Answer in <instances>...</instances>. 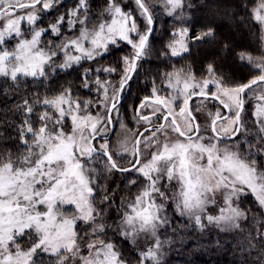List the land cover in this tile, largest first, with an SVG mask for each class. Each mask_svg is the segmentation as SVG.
<instances>
[{
  "label": "snow or ice",
  "instance_id": "snow-or-ice-1",
  "mask_svg": "<svg viewBox=\"0 0 264 264\" xmlns=\"http://www.w3.org/2000/svg\"><path fill=\"white\" fill-rule=\"evenodd\" d=\"M135 3L146 17L148 25H151L150 6L145 0H135ZM166 3L171 11L183 6V0H166ZM40 4L43 8H49L51 0H0V20L7 21L3 30H0V44L4 42L5 35L14 32L21 36V21L27 19L30 24L34 23L37 19L36 8ZM87 8L88 0H79L72 12V15H76L80 10L85 11L81 24H85L88 19ZM26 9V16L16 14L17 10ZM103 14H107L110 19L101 20L92 29L83 27L79 36L59 46L65 55V60L59 67H70L84 58L91 60L95 55L101 54L100 50L106 51L109 43L115 44L117 38L130 44L134 51L130 57L123 58L126 65L124 75L111 98L108 96L106 83L102 84L99 79L96 81L104 91L107 109V101L117 100L116 94L131 79L130 73L136 71L137 62L145 55L148 34L152 29L149 27L146 33L140 34L131 12H125L116 0H108ZM253 19L264 28V0H258L253 8ZM62 20L63 17L59 18L58 23ZM42 31H34L30 40L21 39L12 52L0 51V75H10L13 80L18 74L33 77L45 75L44 66L57 53L46 52L38 47ZM52 31L58 32V26L53 25ZM188 31L187 28L180 29L177 33L179 39L168 45L172 56H180L189 50ZM131 33L139 36L138 42L133 41ZM214 35L215 30L208 28L192 39L201 41ZM86 42L90 46L86 47ZM70 48L79 55L70 54ZM241 59H247L260 70L259 75L246 83L226 85L223 78L215 77V69L211 64L208 65L211 78L202 80H197L191 71L185 73L183 69L168 73L167 83L172 91L167 96L161 95L154 86L152 96L145 97L141 103V109L151 110V116H141V120L151 124L152 117H155L162 122L145 129L146 132L151 131V135L143 140L137 137L131 149L127 142H123L119 153L110 151L107 140L99 148L93 145L92 141L96 136L105 131L98 127L104 117L93 116L91 113L80 114L81 104L72 99L70 89L52 99H44L43 104L51 106L58 115L49 112L41 114V126L38 129H34L25 120L22 133L26 131L32 134L31 143L23 139L22 134L26 152L18 157L9 153L0 158V264H32V257L38 249L56 254H60L63 249L72 258L79 257L81 264H124L111 243H89L87 256L80 255V246L77 244L76 220L95 222V210L90 202L93 188L85 165L96 154L102 153L107 157L109 171H137L148 181L128 205L131 211L123 214L122 223L126 226L123 234L126 236L135 238L141 233L155 236L157 227L167 222L160 216L163 203L156 202V197L167 199L166 192L161 191L160 187V181L165 178L169 182L175 180L179 185V192L174 196L177 209L181 214L187 213L194 217L201 229L204 225L200 213L205 211L209 202H214L209 193L226 192L224 201L228 207L221 209L219 216H207L208 222L217 226L223 222L230 227H239L237 220L244 213L239 208L232 207V203L233 197L238 196L245 188L254 193L260 205L264 206V170L257 167L255 160L242 155L238 146L225 142L240 132L244 95L249 91L255 94V86L260 87V95L256 99L262 103L256 106L254 115L261 121L260 130L264 132V57L254 58L241 53ZM104 71L112 72L115 69ZM209 84L215 86V92L209 89ZM194 96L204 99L210 97L232 115L224 116L219 109L215 114L209 112L210 120L206 131L210 130L211 134L201 135L197 117L189 105ZM116 107V102H113L108 110ZM24 108L28 114L33 112L27 100L24 101ZM65 116L71 117V131H65ZM172 134H175L174 139ZM143 135L140 134L141 137ZM142 143L145 149H155L146 161L142 159ZM129 152L135 157L134 161H130V168L121 167L113 158L116 155L122 157ZM131 183L135 184L136 181ZM64 204H74L79 215L69 216L59 211V206ZM38 206H44L45 210H38ZM103 227L104 225H97L93 231H102ZM26 229H32L36 239L25 251L16 244L15 238L23 235ZM10 244H15L14 251ZM159 247L160 241L156 239L155 247L141 253L142 258L159 264ZM68 259L69 255H60L59 264H66Z\"/></svg>",
  "mask_w": 264,
  "mask_h": 264
},
{
  "label": "trees",
  "instance_id": "trees-1",
  "mask_svg": "<svg viewBox=\"0 0 264 264\" xmlns=\"http://www.w3.org/2000/svg\"><path fill=\"white\" fill-rule=\"evenodd\" d=\"M118 1L123 0H116V2ZM257 3L258 0H183L187 14L183 25L189 30V37L192 41L189 51L180 57H170L168 54L164 56L167 53L165 51L166 43L172 38L171 30L181 23L172 16L163 14L162 26L160 28L155 26V31L149 39L152 53L148 58L140 61L139 78L136 82H132L136 97L139 100L150 97L151 82L159 83L166 79L167 73L177 69H183L185 73L191 71L195 77L201 79L210 76L208 65L211 64L215 69V77L223 78L226 85L246 83L259 75V69L255 68L247 59H241V53L254 58L264 57L263 30L260 24L253 19V8ZM107 6L108 0H88L89 13L92 16L91 20L94 21L92 23H96L100 16L106 15H102V13ZM44 15L46 17L47 14ZM157 25L159 26L158 21ZM208 28L215 30L213 37L201 41L192 39ZM117 44V46L111 45L96 58L82 60L67 69L61 68L53 72L45 69L43 76L18 75L13 80L9 76L0 75V158H4L9 153L13 157H18L26 152L23 139L31 143L32 134L26 131L22 133L24 121L28 120L34 129H38L41 126L39 116L44 112L51 113L53 111L51 106L43 104L44 99H52L64 90L70 89L72 99L80 102L82 110L87 100L97 99L100 95L96 90L94 79L97 67L121 69V58L126 54L128 45L126 46V41H119ZM104 74L103 70H100L97 79L110 77V75ZM110 78L116 79L112 76ZM211 91L214 92L212 89ZM25 100L33 108L31 114L25 111ZM250 107L247 105L244 108L240 133L249 136L251 142L255 140L261 142L260 127L257 123H252L255 122V119L250 114L247 116ZM93 108L91 106V109ZM89 176L92 187L97 181L96 176L91 171ZM100 184L102 182L94 188L92 206L94 209H100L101 213L106 211L107 216L103 213L104 218L95 219V221L100 220L104 228L92 237L113 242L115 249L120 254V259L128 264H149L147 259L141 256L144 251L141 249L138 251L129 240L120 236L116 230L117 215L119 214L117 212L122 210L117 195L126 197L127 193L132 194V190L121 185V188L115 193L117 198L114 201L111 199L103 202V197L111 190L110 188L105 190L104 183ZM239 206L245 212L243 224L246 231L251 233L250 235L248 233L249 239L253 241L258 238L262 243L261 251L249 253L243 243L237 242L234 234L223 233L218 237L209 233L205 238L197 231L198 225L187 231L186 221L178 218L177 214L172 211V224L173 227L175 226L174 228H177L176 237L181 238V235L186 237L182 243L177 242L176 249L170 250V254L167 256L168 263L264 264V238L261 235V227L264 224V208L252 195L243 196ZM87 226L88 224L79 222L77 233H84ZM257 227L260 228L259 237H257L259 232L255 231ZM29 231L26 230L25 236L20 241L16 240V243L24 247L27 244ZM86 234L81 239L82 246L86 245L91 238L88 235V230ZM172 237L174 238V236ZM172 237L171 239H173ZM60 255H63V252L60 254L36 253L32 257V264H59Z\"/></svg>",
  "mask_w": 264,
  "mask_h": 264
},
{
  "label": "rangeland",
  "instance_id": "rangeland-1",
  "mask_svg": "<svg viewBox=\"0 0 264 264\" xmlns=\"http://www.w3.org/2000/svg\"><path fill=\"white\" fill-rule=\"evenodd\" d=\"M72 2H74V3H72ZM145 2L150 6V13L153 12L152 18L154 20L156 27L160 28L162 26L163 14L170 15L173 18L177 19L181 23L177 26H174V28L171 30L172 38L168 43H166L165 51L167 53L165 52L166 54L164 56H166L168 54L170 57H180V56L186 54L189 50L185 53H182L180 56H172L171 50L168 47V45L173 40L179 39V36L177 34L178 31L180 29L186 28L183 25V22L186 21V19H187V14L185 12L184 5L181 8H177L174 11H171L170 6H168L166 3V0H145ZM78 3H79V0H72V1L71 0H51V6L49 8H43L42 4L38 5L36 8V12H35V14L37 16L36 21L34 23L30 24L27 21V19L22 20L20 23V31H21L22 35L17 36L14 32L11 35H5L4 42L2 44H0V51L8 50L9 52H12L15 50L16 45L20 42L21 39H29L30 40L34 31L43 30L41 32V36L39 38L38 47H40V48L43 47V49L46 52L55 51L57 53L56 56L52 57V61L49 64H46L44 66V70L46 69L47 71L53 72L54 70L61 69V67H59V65L64 62L65 55H64V52L60 50L59 46H61L67 40L74 39L77 36H79L80 31L83 27H87L89 29H92L94 26L98 25L101 20L110 19L109 16L106 14L105 16H100L99 18H97L98 21L96 23H92L94 21L91 20L92 16L89 13L90 10L87 8L86 14H87L88 19H87L85 24H81L80 21L84 20V18H85V11L80 10L76 13V15H72L73 10L77 7ZM117 3L120 4V6L123 8V10L125 12H131L132 18L135 19V22L137 24V28H138L139 33L140 34L146 33L147 29L149 28V25L147 23L146 17L141 14L140 9L138 8V6L135 3V0H123L120 2L118 1ZM27 11H28L27 9L23 10V11L17 10L16 14L26 16ZM170 11H171V14H169ZM44 14H47L46 17ZM61 17H63V20L58 23L59 18H61ZM42 18H43V20H42ZM157 21L159 23V26L157 25ZM6 23H7L6 20H0V30H3ZM53 25L58 26V28H59L58 32L52 31ZM261 28H262V26H261ZM262 30H263V37H264V28H262ZM130 35H131V38L133 39L134 42H138L139 36L136 33H131ZM187 40H188V47H189L190 43L192 41L189 37V31H188ZM119 41H124V40L117 38L116 43L115 44L109 43L108 48L111 45L117 46L118 45L117 43ZM127 45H128L127 52L125 51L126 54L123 55V57L121 58V69L120 70H118L114 67H103L102 66L101 67L102 69L100 67H97V70L94 73V79H95L96 90H98L100 95L97 99L87 100L85 103V105H87V107L84 106L83 110L81 109V112H80V114L91 113L93 116L99 115L100 117H104V119H102L101 123L98 125L99 128L105 129V131L100 133V136H106L110 131V122L108 119V109H109L110 104L113 100L109 99L107 101L108 108L106 109L105 103H104V91L100 87V85H98L96 83L97 74L100 72V70H103V72L106 75H110V77L112 76L114 78L116 77L115 80L113 78H110V77H105L104 79L98 78L102 84L106 83V87L108 89V96L111 98L113 96L114 89L119 88L121 77L124 75V68L126 67V65L124 64L123 58L125 56L130 57L134 51L130 44L127 43L126 46ZM85 46L88 47L90 45H88L86 42ZM150 47H151V44L148 42L147 47L145 49V55L138 62V65L136 68L137 72L135 71V74L133 76L134 77L133 80H131L129 85L124 90L125 100L113 112V119H114V123H115V132H114L113 136L108 140L107 139H96L94 141V145L97 148H99V145L104 143L105 140H107V142L109 144V149L113 153H119L122 151L121 144L123 142H127V146L129 147V149H131L134 142H135V139L137 138L138 133L143 128H145L147 126H153V125H156V124H159L162 122L160 120H157L155 117H152V123L151 124L140 119L141 116H145V115L151 116V110L148 108L141 109V103L144 99L139 100L138 97H136V94L133 92L134 88H133L132 82H136L139 78V73H140L139 63H140V61L145 60L146 58H148L151 55L152 50L150 49ZM68 51L70 54L79 55L78 52H75L71 48ZM100 51H101V54H103L105 52V50H100ZM97 56H99V55H95L94 58H96ZM86 59L87 58L81 59L80 62L82 60H86ZM87 60H89V59H87ZM76 64H78V63H73L71 66L76 65ZM67 68H69V67H67ZM67 68H62V69H67ZM104 69H115V71L109 72V71H104ZM167 74L165 75V77H166L165 80H163V81L161 80L159 83H157L156 81L151 82L150 97L153 94V87L154 86L157 89H159V94H161V95L167 96L172 91L168 87ZM18 75H23V74H18ZM9 77H11V76L9 75ZM204 78H211V77L207 76ZM204 78L200 79V78L196 77L197 80H202ZM208 87L210 90L212 89L214 92L216 91V88L214 85L209 84ZM255 87H256L255 94H253V92L249 91L245 95V107H247V105L251 106L250 107L251 109L248 111L247 116L250 114L255 119V122H252V123H257V125L261 129V126H262L261 121H258L256 116L254 115V113L256 111V106L258 104L262 103L261 101L256 99V96L260 95V87L259 86H255ZM116 95H118V93ZM91 106L94 108L91 109ZM65 108L67 109V105H65ZM191 108L193 109V114L197 117V123L200 125V128H201L200 134L205 135V136L211 134L210 130L206 131V129L208 128V125H209V120H210L208 113L211 112V113L215 114V112L218 109L221 111L222 114L224 113L222 107L218 103H216L212 100H209V99H204V98H196L192 102ZM197 108H199V111H196ZM51 114L58 115L57 113H55L54 109L51 112ZM231 115H232V113H231ZM243 115H244V113H243ZM243 115H242V117H243ZM262 119H264V118H262ZM63 123L66 125L65 131H71V117L65 116ZM122 124L124 125V127H121ZM150 135H151V131L145 132L144 135L142 136V140L145 137L150 136ZM261 136H262L261 142H259L257 140L251 142L249 140V136H245L243 133H240V135L238 137H236L235 139L226 140L225 142L229 145L238 146L242 155H244L246 157H250L251 159L255 160L257 163V167L259 169L264 170V132H262V131H261ZM172 138L173 139L175 138V134H172ZM221 146H223V145H221ZM140 148L142 150V154H143L142 159L144 161H146L147 159H150V153L152 151H155L154 148L145 149L143 143L140 145ZM234 150H235V148H234ZM82 159L87 160V158H82ZM114 159L117 161V163L121 167H128V166H131L130 161H134L135 157H133L131 155V153L129 152V153H124L122 157L119 155H116V156H114ZM85 166L89 170V172L91 171L96 176L97 181L92 186L93 193H94L95 186H98L99 183L102 182V184H100V185H103V183H104L105 190H106V188H108V189L110 188V190H111L109 194H106L103 197V202L109 201L111 199H112V201H114L115 198L119 197L118 199L120 200V204H121V208H122V210L117 212L119 214L117 215L118 221H117L116 230L118 231L119 235L122 236L123 238L129 240L133 244V246L135 248H137L138 251H139V249H141L144 252H146L149 248H154L155 243H156V239H159L160 247H159V249H157V256L159 259V264H169L167 261V256L170 254V250L176 249L177 244H178L177 242L182 243V241L186 237L184 235H181V238L176 237L175 234H176L177 228H174L175 226L173 227V224H172V215H171L172 211L177 214L178 218H182L184 221H186L187 231L193 229V227H195V225H197L195 223L194 217L190 216L187 213L181 214V211L178 210L176 207L177 200L174 199V196L176 193L179 192L178 183L175 180L169 182L166 178L162 179L160 181L161 191L166 192L167 199H162L160 197H156V202L158 204L163 203L164 207L160 213V216H161V219H166L167 222L160 224L157 227L155 236H152L150 233H141L140 235L133 238L131 235L126 236L123 234L124 231L126 230V226L123 225V223H122L123 214L125 212L131 211L128 208V205L134 201V197L138 194V192L141 190V188L148 183V181L146 180L145 177H143L137 171H128V172H119V171L117 172L116 170L109 171L107 168V158L102 154L94 155V157L90 161H88ZM89 172H88V174H89ZM132 181H136V183L132 184L131 183ZM121 185H123L124 187H127L128 189H131L132 194L127 193L126 197L124 195L118 194L116 197L115 193L117 192V190L119 188H121L120 187ZM93 193H92V196L90 197L91 204H92ZM225 195H226V192H224V191H217L215 194L209 193V196L212 197L214 202H209L206 205L205 211L203 213H200L201 221H202L204 227L201 229L200 226H198L199 228L197 231H199L200 235H203L205 238H207L209 233L216 235L218 237H220L223 233L234 234L236 239H237V242L243 243L246 247L245 249L249 253H252V252L256 253V252L261 251L262 250V248H261L262 243L258 240V238L254 239L253 241H250L249 235L251 233L246 231V228L243 224L245 212L239 206V203H240L242 197L245 195H252L257 200L256 195L254 193H252L250 190H248L247 188H245V190L242 193H239L238 196L233 197L232 207H237L244 213L243 217H241L237 220L239 227H230V226L224 224L223 222H221L220 226H217L215 223H209L208 222V220H207L208 215L219 216L220 210L228 207V205L224 201ZM262 207L264 208V206H262ZM38 210L44 211L45 208H44V206H38ZM58 210L63 212L66 215H69V216L79 215L74 204L61 205V206H59ZM94 210L95 211H94L93 215L95 216V219L100 218V217L104 218V216L107 213L106 211L103 212L105 214L104 215L103 213H101V210L98 208H96ZM79 222H82L83 224H88V226H87L88 235L91 237L89 239V242L84 246H82L80 243H82L81 239L83 238L84 234L87 235L86 234L87 230H85L84 233H80V232L77 233V224ZM97 225H102L100 220L95 221V222L85 221L83 219H77L76 220L75 231L77 233V244L80 246V255H83V256L88 255L89 250H88L87 245L89 243H93L95 241H104L105 243L113 244V242H111V241H105L103 239L92 237L95 234H98V232H99V231H95V232L93 231V229ZM26 230H30L29 231L30 234L27 235L28 236L27 241H26L27 244L24 245V247H23L22 245H19L18 243H16L20 246L21 249H23L25 251L28 250V248H30L32 246V244L34 243V241L36 239V234L32 229H26ZM255 231L259 232V235H257V237H259L260 236V228L257 227V229ZM216 233L219 235H217ZM248 233H249V235H248ZM261 235L264 238V224L261 227ZM24 236H25V233L22 236L21 235L16 236L15 239L20 241V239L23 238ZM172 236H174V238ZM171 237L173 239H171ZM204 240H206V239H204ZM10 247L12 248L13 251L15 250V244H10ZM114 248H115V246H114ZM115 251H117V250L115 249ZM62 252H63V255H69V259L67 260L66 264H81L79 257L72 258L70 254L64 253V250L61 249V253ZM36 253H53V252H50V251L45 252V251L38 249ZM53 254H56V253H53ZM122 261H124V260H122ZM146 261H148L149 264H154V261L151 259H147ZM124 264H128V263L124 261ZM135 264H137V263H135Z\"/></svg>",
  "mask_w": 264,
  "mask_h": 264
},
{
  "label": "water",
  "instance_id": "water-1",
  "mask_svg": "<svg viewBox=\"0 0 264 264\" xmlns=\"http://www.w3.org/2000/svg\"><path fill=\"white\" fill-rule=\"evenodd\" d=\"M151 16H152V15H151ZM149 27H151L152 31H151V33L148 34V41H149L151 35L153 34V32H154V30H155V23H154L153 18H152V24L149 25ZM147 44H148V43H147ZM138 62H139V61H138ZM138 62H137V65H138ZM134 74H135V72H131V73H130L131 79H132V77L134 76ZM131 79H129L128 82L125 84L123 90L118 92L117 100H116V101H112L111 104H112L113 102H116L117 107H118V106L122 103V101H123V99H124V90H125V88L128 86V84L131 82ZM196 98H202V97H198V96H194V97H192L191 101L189 102L190 107H191V105H192V102H193ZM208 99H210V100H214V99H212V98H210V97H209ZM244 100H245V95H244ZM214 101L217 102V103L219 104L218 101H216V100H214ZM111 104H110L109 109L111 108ZM219 105H220V104H219ZM220 106H221V105H220ZM117 107H116V108H117ZM221 107H222V106H221ZM244 108H245V105H244ZM114 110H115V109H111L110 111L108 110V119H109V122H110V131H109V133H108L106 136H100V135H97V136H96V139H107V140H108V139H110V138L113 136V134H114V132H115V123H114V119H113V112H114ZM224 111H225V113L223 114L224 116H230V115H231V113H229L227 109H224ZM242 112H243V111H242ZM241 116H242V113H241ZM196 122H197V121H196ZM239 126H240V128L242 127V118H241V121H240V125H239ZM152 127H153V126H147V127L143 128V129L138 133L137 137H140V138L142 139V137L140 136V134H141V133L144 134V133L146 132L145 129H147V128H152ZM240 131H241V130H240ZM239 133H240V132L236 133L235 136H232L230 139H227V140L234 139L235 137H237V136L239 135ZM96 139H95V140H96ZM95 140L92 141L93 145H94V141H95ZM101 154H102V153H101ZM106 158H107V157H106ZM113 158H114V157H113ZM130 167H131V166L124 167V168H130ZM116 171H118V170H116ZM119 172H121V171H119Z\"/></svg>",
  "mask_w": 264,
  "mask_h": 264
},
{
  "label": "flooded vegetation",
  "instance_id": "flooded-vegetation-1",
  "mask_svg": "<svg viewBox=\"0 0 264 264\" xmlns=\"http://www.w3.org/2000/svg\"><path fill=\"white\" fill-rule=\"evenodd\" d=\"M38 6V5H37ZM133 79V78H132Z\"/></svg>",
  "mask_w": 264,
  "mask_h": 264
}]
</instances>
